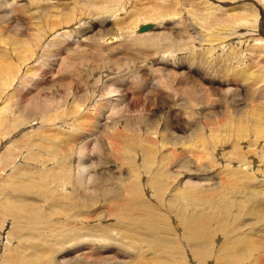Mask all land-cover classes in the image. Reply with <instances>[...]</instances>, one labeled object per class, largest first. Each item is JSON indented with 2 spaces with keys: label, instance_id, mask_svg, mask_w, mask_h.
Segmentation results:
<instances>
[{
  "label": "bare ground",
  "instance_id": "6f19581e",
  "mask_svg": "<svg viewBox=\"0 0 264 264\" xmlns=\"http://www.w3.org/2000/svg\"><path fill=\"white\" fill-rule=\"evenodd\" d=\"M87 1L91 6L94 24L86 23V18L82 14L83 4L76 0L72 2L76 11L73 10V5L69 4L67 13L63 12L65 5L62 0H0V46L8 43V46L15 50V66L19 64L21 67L26 65L40 45L43 51H46L39 59L38 66L34 71L31 87L34 101L28 105L36 104L38 109H29L28 115L41 113L43 118L47 117L48 123H51L54 121V116L49 114L50 109L47 112L45 105V109L39 105L42 102L53 106H58L62 103L63 115L61 119L78 121L77 124L67 120L63 123L64 127H67V125L73 127V131L67 130V133H81L86 136V139L91 140L88 142L99 140V133L106 136L114 134L120 137L119 144H121L120 139L122 138V142L126 143V145L124 147L122 145L115 147L106 153L114 151L122 153L121 151L123 150L127 151V153L128 151L133 152L135 156L139 157H141L142 153L144 156L150 153L155 157L154 153L159 151L162 154L160 165H163L165 161L163 148L170 145L168 149L172 148L170 150L171 153L165 149L170 156L168 167L172 170L182 171L183 175L191 172L189 176L179 179V186L182 187L191 188L193 184H196L204 192L206 189L204 188V190L203 187L205 186L211 187L213 185L215 188L218 182L217 178L211 179L210 175L195 173L193 169L196 168L198 171L200 169V171L207 170L209 165L217 161H221L224 164L221 172H228L227 178L239 181L245 179H248L249 182L254 181L256 177L250 170H256L259 173L264 168V11L262 8L258 5L247 6L248 3L242 2L243 0ZM137 2L142 5L135 7L133 4ZM35 4L38 5L41 13L32 10L31 6ZM55 4L59 6L58 9H55ZM53 8L54 11L52 10ZM219 9H222L219 15L226 16L227 19L218 18L216 23H212L209 19ZM124 14L127 17L122 18L119 16H124ZM116 18L117 20L115 21ZM39 20H41V23L44 22V24L40 23L39 25L37 23ZM227 20L231 22L238 21L248 31L256 33L255 43L252 44L251 40L246 41L249 44L251 62H242L240 57L238 46L245 43V40L225 43L223 39H220V42L226 48V57L225 59L219 58L215 68L211 65L208 68L203 61V56L198 55L199 51L205 50L204 47L199 48V43L202 39L201 34L204 32L210 33L209 28L219 27ZM143 23H147L144 25L148 26V29H140L141 25L144 26ZM194 25L198 26V30L194 28ZM105 32H107L104 35L107 37L105 42L115 40H117L116 42H124L102 44L94 39L96 35ZM126 36L143 41L144 47L138 43L133 44L136 45V48L138 47L142 50V53L138 54L137 58L143 62L144 70L137 73L139 69V66H137L136 70L130 73V77L124 79L122 84L118 86H115V82L106 84V82L100 81L104 78L102 71L97 76L100 80L91 77L89 69H87L89 65H91L92 69L102 68L103 70L107 66L102 65L124 64L121 63L124 60L122 57L128 61L135 58L132 52L129 51L131 49L129 47H134V45L130 42V39L124 38ZM151 45L158 47L159 55L155 62L151 55L156 52V47L150 50L148 48ZM170 51H176L177 55L173 60L164 63L161 53ZM231 52L236 53L235 58L238 59L237 61L229 59ZM4 62L3 69L6 74L8 70L6 67L10 66V64L6 60ZM221 68H225V71H222ZM136 73L137 77L142 78L152 75L151 80L143 88H140V104L146 113L142 115L133 114L139 112V109L133 110L132 115L128 116L130 101L124 89L129 87L135 89L137 86ZM124 75L125 73L111 80H121ZM1 78L2 76H0ZM107 79L110 80V76ZM160 92H162V99H171L174 103L175 106L171 107L175 110L174 115L158 112L155 105L157 103L161 105L162 101L160 100L161 98L155 100L154 97ZM44 94L47 95L45 100H43ZM145 98L152 104L144 102ZM148 117H150V120L147 121L146 118ZM169 117L170 119H168ZM113 119H120L126 127L129 122H132V119L134 122H139L140 126L153 123L151 125L152 129L144 131L149 138L154 136L153 130L157 127V123L154 120L157 119L161 121L157 128L158 131H165V134L169 135V137L164 138L163 143H160L162 139L159 138L158 144H155L157 143L156 141H148L141 133L127 137V134L123 133L124 130L119 131L118 128L121 126L112 130L107 129ZM105 129L107 130L106 132L104 131ZM190 130L193 131L190 132ZM248 134L256 137V139L260 137L258 141L263 144L259 151L260 153H255L253 150H245L247 146L248 148L254 147L253 144L246 141ZM192 135L196 136L195 141H189ZM64 137H66V134ZM66 138L68 140V137ZM186 138L188 141H186ZM88 142L84 143V145H87ZM244 143H247L246 147L243 146ZM227 147H231V149L226 150ZM82 148L80 147L81 151L76 154V158L69 160L70 165L75 163L77 167L76 170L74 169V192H76L77 198L82 200L83 197H86L85 202H88L92 200L91 197L97 198L95 196L97 190L108 189L111 196L115 198H109V200L117 201L115 206L118 203L117 207L124 204L118 201L127 198V196L123 195L122 188H115L116 191L121 190L115 194L112 188H107L106 184L101 183L100 180L97 182L98 177L101 176L100 173L102 174V166L100 165L108 164L107 158L103 156L105 153L97 160L85 162V152L82 151ZM178 151L181 153L177 156L178 153H175ZM196 157H204L203 159H211V161L199 162ZM152 158L149 156L144 157V160L146 159L144 165L147 167L153 166L148 163L149 159L151 161ZM120 160L122 158L118 156L115 159L111 158L109 161L120 164ZM91 166H95V173H92L91 169H89ZM140 167L138 170H140ZM160 167L157 171H160L162 175L158 173V177L168 180L169 176L166 175L167 171H169L168 168L166 166ZM140 173L144 175V170ZM218 173L216 172L214 175ZM261 174L264 179V173ZM144 186L145 188L140 187L135 190L127 189L128 196L142 197L145 191L150 189H148L146 184ZM147 195L150 194L148 193ZM99 210L100 212L92 210V214L96 216L106 215V211ZM110 214L113 215L114 213ZM36 215L37 217L43 216L40 211ZM31 217L33 220L37 218L32 214ZM200 219H194L192 223L186 222V226L194 238L202 239V243H208V238H205L207 236L206 222L200 221ZM42 228L44 229L41 232L46 231L44 226L35 227V229ZM84 228L85 226L82 228L78 227L74 233L59 234L60 236L53 239L45 238L44 240L42 238L43 242L39 239L46 252L52 254L50 255L52 258L56 257L57 247L64 246L78 238L86 240L80 245L77 243L78 246L75 250L66 251L68 254L61 252V255L57 256L56 262L53 259L54 264L82 262L81 259L92 261L93 253L104 251H109L106 254L104 253L105 255L101 254L99 261L104 264H110L112 260V264H130V261L133 260L130 253L122 249V247L121 249L117 247L119 242H124L128 246V242L124 237L120 238L117 236L116 232L119 230L114 233L113 228L110 229L103 226L100 232L104 233L96 236L87 232L96 229ZM100 232L99 234H101ZM85 237H89L95 244L90 246L89 244H92V242ZM125 238L128 239L127 236ZM250 240L252 243V239ZM102 241H105L102 246L97 245L98 242ZM137 242L141 243L144 240H137ZM39 246H41V243ZM130 246L136 249L135 245ZM198 250L201 256L204 252H207L206 248ZM42 253L45 254V252ZM46 258L47 256L44 260H38L39 264H52V261H47ZM18 260H16L15 253H10L3 257L1 264H35L34 261H37V254L35 258L27 261L24 258Z\"/></svg>",
  "mask_w": 264,
  "mask_h": 264
},
{
  "label": "rangeland",
  "instance_id": "374dc122",
  "mask_svg": "<svg viewBox=\"0 0 264 264\" xmlns=\"http://www.w3.org/2000/svg\"><path fill=\"white\" fill-rule=\"evenodd\" d=\"M73 1L62 0L65 5L63 12L67 13V6L69 4H72L73 10L76 11L75 5L72 3ZM76 1L83 4L82 14L86 18V23L94 24L91 6L88 1ZM242 2H247V6L258 5L264 11V0H243ZM133 5L139 7L142 4L137 2ZM55 6V9L59 8L57 4ZM31 8L33 11L41 13L37 4L32 5ZM52 10L54 11V8ZM220 11L222 9L213 14L209 21L216 23L218 18L226 20V16L219 15ZM119 16L122 18L127 17L125 14L124 16ZM41 20L37 22L39 25ZM41 24H44V22ZM194 28L198 30V26L194 25ZM209 32L201 34L202 39L199 43V48H205V50L199 51V53L202 54L203 61L208 68L209 65L215 68L217 60L219 58L225 59L226 57L227 51L224 44L220 42V39H223L225 43L245 40V43L238 46L240 57L242 62H251L249 44L246 41L251 40L252 44L255 43L256 33L248 31L238 21L231 22L230 20H227L219 27L214 26L213 28H209ZM106 33L98 34L94 39L102 44H112L117 41L105 42L107 37L104 35ZM124 38L130 39L132 44L138 43L144 47V43L141 40H135L130 36ZM121 42L124 41L116 43ZM154 47H156V52H153L151 56H153L155 62L159 55L158 47L151 45L148 49L152 50ZM129 48H131L129 51L132 52L135 58L128 61L122 57L124 60L121 63L124 64H113L114 66L112 64L102 65L107 66L103 70L102 68L92 69L91 65H89L87 69H89L91 77L100 80L97 76L102 71L104 78L100 81L106 82V84L115 82V86H118L122 84L124 79L130 77V73L134 72L137 66H139L137 73L143 71V62L137 58L138 54L142 53V50L138 47L136 48V45ZM44 53L46 51H43L40 45L28 63L21 67L20 64L15 66V50L10 48L8 43L0 46V76H2L0 79V264L3 262V257L10 253H15L16 260L24 258L25 261L35 258L37 254V261H34L35 264H39L38 260H44L47 256L48 259L46 258V260L52 261V264H54L53 259L55 261L57 256L61 255V252L68 254L66 251L75 250L78 244L80 245L86 240L78 238L64 246L57 247L56 257L52 258L50 256L52 254L47 253L42 246V238L44 240L45 238L53 239L60 236L59 234L74 233L78 227L82 228L83 226H85L84 229H96L87 231L96 236L104 233L100 232L103 226L110 229L113 228L114 233L116 230H119V233L116 232L117 236L120 238L124 237L128 242V246L124 242H119L117 247L120 249L122 247V249L132 255L133 260L130 261V264H253L255 262V264H264V179L261 177V173H264V168L259 173L256 170H250L256 177L252 182H249L248 179L239 181L227 178L228 172H221L224 167L221 161L213 162L207 170L200 171V169L198 171L195 168L193 172L206 174V176L210 175L211 179L217 178L218 180L215 188L213 185L211 187H203V189H206H204V192L196 184H193L191 188L179 186V179L189 176L191 172L183 175L182 171H177L176 169L175 171L168 167L170 156L167 151L171 153L170 150L172 148L168 149L170 145L163 148L165 161L163 165H160L162 154L159 151L154 153L155 157L150 153L146 154L147 156H144L142 153L141 157H139L135 156L133 152L128 151L127 153V151L123 150L121 151L122 153H117L116 151L106 153L115 147L121 145L124 147L126 145V143L122 142V138L120 139L121 144H119L120 137L114 134L106 136L99 133V140L88 142L91 140L86 139V136L81 133H67V130L72 132L73 127L71 125H67V127L63 126V123L67 119H61L63 115L62 103L58 106L46 105L45 102V104L43 102L41 105L37 104L43 107L45 105L47 109L45 107L44 109L47 112L50 109L49 114L54 116V121L51 123H48V118H43L41 113L28 115L29 109H38L36 104L30 105L33 107L28 105L34 101L31 89L32 79L39 59ZM235 54V52H231L229 59L237 61L238 59L235 58ZM161 55L163 56V62L168 63L176 57L177 52H163ZM4 60L10 64V66L6 67L8 68L6 74L3 69ZM221 70L225 71V68H221ZM124 73L125 75L121 80H111ZM137 73L135 74V79L138 87L136 86L137 88L135 87V89H131L130 87L124 89L130 101L128 116L132 115L133 110L140 109L139 112L133 114L142 115L146 113L140 104V88H143L151 80L152 75L142 78L137 77ZM108 76H110V80L107 79ZM44 95L43 100L47 97L46 94ZM161 96L162 92L154 97V99L158 100ZM48 97L51 98L50 95ZM160 100L162 104L159 105L157 103L155 105L158 112L174 115L175 110L171 107L175 105L172 100H164L162 98ZM143 101L152 104L146 98ZM146 120H150V117L146 118ZM67 121L71 120L68 119ZM71 122L77 124L78 121ZM154 122L157 123V127L153 130L154 136L152 138L147 137L144 131L152 129L151 125L153 123L140 126L139 122H134L132 119V122H129L126 127L120 119H113L112 123L107 126V129L112 130L121 126L118 128L119 131L124 130L123 133L127 134V137L141 133L150 142L156 141L157 143L155 144H158L159 138H161L162 141L160 143H163L164 138L169 137V135H166L165 131H158L157 128L159 127V122H161L160 120L155 119ZM104 131L106 132L107 130L105 129ZM192 131L190 130V132ZM65 134L68 140L64 137ZM248 135L246 141L253 144L254 147L248 148L247 143H244L243 146H247L245 150H253L255 153L259 152L263 146L258 141L260 137L256 139V137L250 136L251 134ZM192 140H196L195 135L189 138V141ZM186 141H188L187 138ZM87 142L88 144L84 145ZM80 147H83L82 151L85 152V162L97 160L105 153L103 156L107 158L108 164L104 163V165H100L102 166L101 172L103 175L100 173L101 176L98 177L97 182L100 180L101 183L106 184L107 188H112L115 194L121 191H116L115 188H122L123 195L127 196V198L118 201L124 203L122 204L123 206L117 207L119 205L118 203L115 206L117 201L109 200V198H115L111 196L108 189L103 191L97 190L95 194L97 198L91 197L92 200L88 202H85L86 197H83L82 200L77 198L76 192H74V169L76 170L77 167L75 163L70 165L69 160L76 158V154L81 151ZM229 149L231 147L226 148V150ZM180 153L178 151L175 154L178 156ZM118 156L123 160V162L120 160V164L109 161L111 158L115 159ZM148 156L153 157L148 162L153 165L151 167L144 165L146 163L144 157ZM204 157L196 158L199 162L211 161V159H203ZM129 164L131 165L129 166ZM138 166H141L140 170H138ZM160 166L168 168L169 171L166 173L169 176L168 180L158 177V173L162 175L160 171H157ZM94 167H89L92 173L96 171ZM143 170L144 175L140 173ZM216 172L219 173L214 175ZM144 184L150 189L145 191L142 197L128 196L127 189L145 188ZM142 190L144 191V189ZM100 206L108 210H103ZM91 208L92 210H96L95 212H100L99 209H101L107 213L106 215L96 216L92 214ZM38 211L43 216L37 217L36 213ZM110 213L114 214L111 215ZM31 214L37 218L33 220ZM194 219L206 222L205 229L207 236L205 238H208V243H202V239L194 238L189 232L186 222L192 223ZM42 226L45 227L46 231L41 232L44 228L35 229V227L39 228ZM137 233L139 236H137ZM85 238L91 241L89 237ZM250 239H252V243ZM137 240H144V242L140 243ZM40 243L41 246H39ZM104 243L105 241L98 242L97 245L102 246ZM93 244L95 243L92 242L89 245L92 246ZM130 245H135L136 249ZM203 248H206L207 252H204L201 256L198 249ZM234 248L237 250L236 252ZM41 249L43 250L40 252ZM42 252H45V254ZM108 252H95L96 254H92L94 256L92 261L81 259L82 262L75 261L71 262V264H104L99 260L102 255ZM234 258L235 260H233ZM112 261L110 264H112Z\"/></svg>",
  "mask_w": 264,
  "mask_h": 264
},
{
  "label": "water",
  "instance_id": "95a60500",
  "mask_svg": "<svg viewBox=\"0 0 264 264\" xmlns=\"http://www.w3.org/2000/svg\"><path fill=\"white\" fill-rule=\"evenodd\" d=\"M140 29H142V30H146V29H148V26H146V25L141 26Z\"/></svg>",
  "mask_w": 264,
  "mask_h": 264
},
{
  "label": "flooded vegetation",
  "instance_id": "af4514ba",
  "mask_svg": "<svg viewBox=\"0 0 264 264\" xmlns=\"http://www.w3.org/2000/svg\"><path fill=\"white\" fill-rule=\"evenodd\" d=\"M198 55H202L201 53H199Z\"/></svg>",
  "mask_w": 264,
  "mask_h": 264
}]
</instances>
